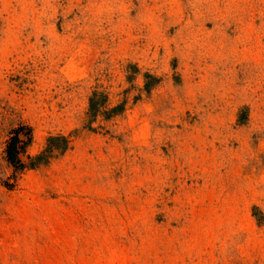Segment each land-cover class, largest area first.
Returning a JSON list of instances; mask_svg holds the SVG:
<instances>
[{"label":"rangeland","instance_id":"rangeland-1","mask_svg":"<svg viewBox=\"0 0 264 264\" xmlns=\"http://www.w3.org/2000/svg\"><path fill=\"white\" fill-rule=\"evenodd\" d=\"M0 264H264V0H0Z\"/></svg>","mask_w":264,"mask_h":264},{"label":"trees","instance_id":"trees-1","mask_svg":"<svg viewBox=\"0 0 264 264\" xmlns=\"http://www.w3.org/2000/svg\"><path fill=\"white\" fill-rule=\"evenodd\" d=\"M24 130L25 128L23 127L15 129L14 135L11 136L7 143V160L12 166L15 167V169H24L27 166L34 167L38 166L41 163H46L48 162V159L53 155V152L55 150L64 151L68 146L67 138L64 135L51 136L48 139L46 149L39 155L31 157L30 163L26 164L22 160V154L25 152L26 146L30 142V134L29 132L25 134L27 136V140L22 139L21 133H23Z\"/></svg>","mask_w":264,"mask_h":264}]
</instances>
